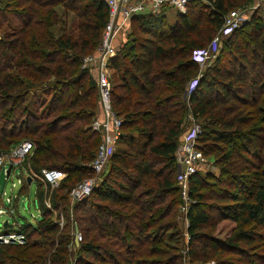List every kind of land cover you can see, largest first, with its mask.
<instances>
[{
    "label": "trees",
    "instance_id": "1",
    "mask_svg": "<svg viewBox=\"0 0 264 264\" xmlns=\"http://www.w3.org/2000/svg\"><path fill=\"white\" fill-rule=\"evenodd\" d=\"M2 1L16 8L17 22L10 23V36H0V56L7 59L0 68V150L28 140L33 148L20 168L54 167L66 175L49 194L36 189L40 219L22 225V242L0 240V264L47 258L63 264L71 235L60 230L44 199L64 209L69 187L93 173L88 164L100 141L91 127L98 86L81 57L100 41L107 4ZM250 2L187 0V11L172 25L161 12L131 16V32L110 57L111 104L121 116V133L101 178L74 204L84 212L80 264H182L183 249L189 260L213 258L216 264L264 260V16L252 12L233 28L204 68L193 58L227 10ZM55 5L80 17L75 37L49 30L58 19ZM188 114L200 121L196 145L216 171L189 177L182 246L175 149ZM222 221L231 225L220 239L213 234Z\"/></svg>",
    "mask_w": 264,
    "mask_h": 264
},
{
    "label": "built area",
    "instance_id": "2",
    "mask_svg": "<svg viewBox=\"0 0 264 264\" xmlns=\"http://www.w3.org/2000/svg\"><path fill=\"white\" fill-rule=\"evenodd\" d=\"M105 2L107 4V19L101 31L100 41L94 51L86 53L81 57V66L93 69L96 73L99 108L91 121V127L100 133V141L94 157L88 164L93 174L75 181L67 191L69 199L74 201L80 200L88 195L101 178L107 166L115 140L121 133V116L114 112L110 104L111 82L108 72L110 57L114 55L117 47L115 44L116 31L124 27L131 16L135 14L156 15L161 12V8L165 5L177 6L183 9L186 0H105ZM254 8H258L260 14L264 16V1L262 0H256V3L227 10L222 16L221 26L216 30L209 42L203 48L193 51L194 60L198 64H204L207 60L213 58L218 52L222 38L233 28L240 26L248 19L250 12ZM194 83L195 79L190 83L189 89L193 87ZM186 97L187 92L184 93V98ZM199 131L200 125L199 123H195L182 134L175 149L176 183L181 197L187 200L189 177L205 162V156L196 145V137ZM31 145L30 141L23 140V142L15 146L6 156L0 155V174L3 171L6 177H8L13 167L22 163L25 153ZM9 163L12 164V167L9 173H6V168ZM65 175L66 172L64 170L54 167H44L39 172L24 174V180L29 176L30 180L36 178V180L38 179L43 183L57 185L59 180L65 177ZM18 180L22 181L21 177H18ZM5 200L8 202V206H0V214L9 213L14 215V208L11 204L12 197L6 196ZM44 204L51 210L53 209L48 199H44ZM187 204L184 205L182 203L180 205L183 213L186 211ZM58 224L62 226L60 221ZM23 237V232L19 228L13 231L6 228V230L3 229L0 232V240L2 241L15 240L22 242ZM81 238L80 232L75 230L73 233V241L78 243ZM207 263L215 264L214 260H210ZM186 264L196 263L188 262Z\"/></svg>",
    "mask_w": 264,
    "mask_h": 264
},
{
    "label": "rangeland",
    "instance_id": "3",
    "mask_svg": "<svg viewBox=\"0 0 264 264\" xmlns=\"http://www.w3.org/2000/svg\"><path fill=\"white\" fill-rule=\"evenodd\" d=\"M256 1V0H254ZM250 2V3H254ZM249 3V4H250ZM237 8V7H236ZM55 9H56V13L58 16L57 21H54L52 25H50L49 30L54 33L55 35L57 34H66L69 35L71 37H75L79 31V22H80V17L76 16V14L71 11V10H66L64 11L62 6H57L55 5ZM12 10H16V8H13L12 6H7L4 1L0 0V36L4 35H11L12 34V30L13 28H11L13 24H15L17 22V16L14 15V13L12 12ZM257 12V14H260V11L258 10V8H254L249 16L251 15L252 12ZM261 15V14H260ZM248 16V18H249ZM263 17V15H261ZM170 21H172L173 19V15L171 14L169 17ZM11 23V25H10ZM43 26V25H40ZM123 28H119L116 31V37H115V42L120 43L121 41V36L123 35L121 32H123ZM130 29H132L130 27ZM129 35L128 32H126V37ZM89 53V52H87ZM86 54V52H85ZM84 55V54H83ZM4 57L0 56V68L3 66V59L7 61V59ZM205 64H199V67L202 69L204 68ZM113 70H111V68L108 69L109 75H111ZM46 98H49V93L46 94ZM111 96V94H110ZM110 104H111V98H110ZM112 106V104H111ZM113 109V108H112ZM188 122L185 123L184 125V129H186L187 127H192L195 123H199L200 121L196 120V119H192V117L188 116ZM0 124H1V120H0ZM201 125V124H200ZM21 142H23V140L21 141V139H15V141L13 143H11L7 148H4L2 150H0V155H4L6 156L15 146H17L18 144H20ZM33 148V146L31 145V147L26 151L25 156L27 154H29L31 152V149ZM114 148V146H113ZM112 148V149H113ZM24 156V157H25ZM205 156V155H204ZM212 170V171H216L215 168L211 165V160L210 157H206L205 156V162L204 164H202L201 166L198 167V171L199 172H204L206 170ZM24 174L27 175V172L25 170H23L22 168H20V165H16L13 167L11 174L6 177V175L3 173V171L0 174V206H8V202L5 200L6 196L12 197V206L14 208V215L9 214V213H2L0 214V232H2L3 230V226H2V222L3 220H7L9 223V226L7 227L8 229H10L11 231L13 230H17L19 228V230L22 231L23 227L22 225L25 224L26 222H32L34 223L36 220L40 219V211L37 208L35 202L33 201V199L36 197L35 196V191L37 188H41L44 192H46V194L53 189L56 188L57 185H52L49 184V189L47 187L46 183L41 182L40 180H36V178H32V180H30V182L26 181V178L24 180ZM93 173L84 175L88 176V175H92ZM19 175V176H18ZM18 177H21L22 181L18 180ZM177 184V183H176ZM178 186V185H177ZM68 196V195H67ZM179 196H180V201L179 203L176 205L177 209H176V214H175V220H176V230H178L179 235H181V238H179V243L182 244V246H184V244H186L187 241V233L185 231L186 228V218L184 213L181 211L180 205L182 203L187 204L189 201L187 199H184L181 197L180 192H179ZM47 199V198H46ZM78 201V200H75ZM74 200H70L69 197L65 202V208L62 209L61 207L58 208H53L52 210H50V216L52 219L56 220V221H60L62 223V226L59 225L60 230H63V232H70V242H69V249H70V253L68 256V261L64 262L63 264H80V260L78 259V246L80 243V240H82V238L79 240L78 243H75L73 241V233L75 232V230L79 231L81 236L82 233L79 230V228H81V226H84L83 221L81 219V215L84 213L83 211H81L79 209L80 204L79 202L77 203L78 205H74L75 204ZM87 207H90V205H88ZM86 207V208H87ZM231 225V222L229 221H222L218 224V227H221L223 229H217L215 231V233L213 234L214 236H216L217 238H224L225 234L227 233L229 227ZM174 230V229H172ZM175 232V230H174ZM175 236V235H174ZM183 255H182V264H186L188 262L191 263H196V264H208L207 262L210 260H214L213 258H209L205 261H201V260H189L187 258L186 255H184V249L182 250ZM250 260L252 263L254 264H264V260L258 259V258H254V257H245L243 258L241 261H238V264H247V261ZM215 262V260H214ZM43 264H49V260L48 258L45 260V262ZM216 264V263H215Z\"/></svg>",
    "mask_w": 264,
    "mask_h": 264
},
{
    "label": "crops",
    "instance_id": "4",
    "mask_svg": "<svg viewBox=\"0 0 264 264\" xmlns=\"http://www.w3.org/2000/svg\"><path fill=\"white\" fill-rule=\"evenodd\" d=\"M199 1H200V2H204V3H208V0H199ZM253 1H254V0H253ZM186 2H187V0H186ZM254 3H256V1H254ZM258 10H259V9H258ZM185 11H187V5H186V3H185V6H184L183 9H180V8L177 7V6H171V5H165V6H163V7L161 8V14H162L163 17L165 18L166 22H167L168 24H170V25H172V24L175 23V21H176V17H177V14H178V13H184ZM171 14L173 15V19H172V21H170V19H169V17H170ZM130 27H131V25H130V19H129V21L125 24V26H124V28H123V32H121L123 35L121 36V41H120V43L115 42V44H116V46H117L116 48H118V47L122 44V41L125 40V38H126V36H125V35H126V32H128V33L131 32ZM115 37H116V35H115ZM224 37H225V36H224ZM224 37H223V38H224ZM223 38H222V40H223ZM222 40H221V42H220L219 49H220V47H221ZM219 49H218V52H219ZM218 52H217V53H218ZM216 55H217V54H216ZM216 55H215V56H216ZM215 56H214V57H215ZM214 57H213V58H214ZM213 58L207 60V62L204 63L205 66H206V64H208V62H210ZM109 68H111V70H112V67L110 66V63H109ZM194 79H195V78H192V79L188 82V87L190 86V83H191ZM183 97H184V94H183ZM188 116H189V114L186 115V117H185L184 125H185L186 122L189 121V120H188ZM189 118H190V116H189ZM188 129H189V127H187L186 129H184V126H183L182 131L180 132V134H179L178 137H177V141H180L182 134L185 133ZM3 229L6 230L5 227H3Z\"/></svg>",
    "mask_w": 264,
    "mask_h": 264
},
{
    "label": "water",
    "instance_id": "5",
    "mask_svg": "<svg viewBox=\"0 0 264 264\" xmlns=\"http://www.w3.org/2000/svg\"><path fill=\"white\" fill-rule=\"evenodd\" d=\"M11 167H12V164L9 163V164L7 165V168H6V173H9ZM26 181H27V182H30V177H29V176H27ZM2 226L5 227V228H7V227L9 226V223H8V221H7L6 219L3 220V222H2Z\"/></svg>",
    "mask_w": 264,
    "mask_h": 264
}]
</instances>
